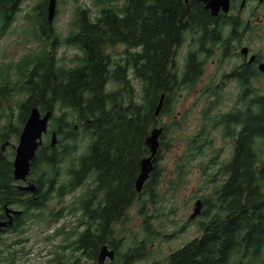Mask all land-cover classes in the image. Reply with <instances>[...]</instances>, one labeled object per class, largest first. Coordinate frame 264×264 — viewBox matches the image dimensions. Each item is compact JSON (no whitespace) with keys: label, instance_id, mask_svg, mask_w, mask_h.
Segmentation results:
<instances>
[{"label":"trees","instance_id":"trees-1","mask_svg":"<svg viewBox=\"0 0 264 264\" xmlns=\"http://www.w3.org/2000/svg\"><path fill=\"white\" fill-rule=\"evenodd\" d=\"M24 1L0 0V18L12 22L16 14L24 10ZM73 1L79 31L72 30L64 39L60 33L54 36L56 48L68 42L82 51L76 58L77 63L60 66L46 55L44 48L39 51L40 59L35 58L23 67L18 79L26 78L32 63H38L30 79L20 88L30 95L18 105L19 119H25L33 105L43 111L53 110V126L58 129L59 141L56 146L41 147L32 162V173L41 171L43 176L34 179L39 185L36 196L26 200L17 189L18 205L25 201L29 209L17 215L14 229L25 232L26 225L31 223L29 220L34 218L49 228L64 214L67 204L73 212L78 203L82 210L81 224L87 227L79 231L71 244L81 256L96 261L102 245L109 243L116 247L118 257L125 264H136L148 257L147 244L162 235L151 219L152 209L158 203L170 201L169 190L187 182V165L204 152L200 139L194 136L176 162L173 175L178 176L170 177V187L164 192L159 191L161 181L158 179L163 169L156 163L140 192L139 214L144 217V236L140 239V233H135L128 249L120 255L123 243H118L121 239L118 241L120 237H116L115 232L127 222L130 207L138 197L136 178L142 159L150 154L147 137L158 125L155 111L162 94H165V104L161 114L169 112V119L161 122L164 131L157 161L180 139L176 131L182 128V121L179 116L171 120V70L166 60L172 54L168 47L176 43L173 39L175 30L180 27L179 17L185 11L184 1L95 0L96 6L104 4L95 16L92 7L81 0ZM31 14L32 23L40 22L50 34L58 32L48 21L47 0H41ZM30 29L33 31L30 39L35 40V30L28 23L27 30ZM116 44L126 48L119 58H112L108 49ZM130 70L141 81V86L143 84L140 100L130 79ZM111 83L116 88L108 90ZM7 88L4 85L2 91ZM15 89L10 87L7 93ZM256 103L255 113L244 120L246 132L240 138L233 159L213 170L225 176L224 182L216 187L213 196L201 197L206 205L203 211L206 219L200 222L202 234L170 252L165 259L155 258L146 264H264V93L258 94ZM57 110H61L60 115ZM70 115H74L83 128V141L87 143L86 149L81 153L76 149L75 155L70 147H76L78 132L68 119ZM60 123L63 127H59ZM67 161L71 165L64 172L61 165ZM3 167L1 163V170ZM205 174L210 173L205 171ZM86 183L88 187L82 194L66 200L65 208L55 212L58 206H63L67 195ZM47 208L54 214L44 217L43 210ZM60 233L56 231L55 235ZM25 237L17 239L15 244L28 240ZM53 238L47 235L45 240ZM15 244L2 243L0 264H18L14 258H22L18 253L25 246L18 249ZM82 260L80 257L75 264H82Z\"/></svg>","mask_w":264,"mask_h":264},{"label":"rangeland","instance_id":"rangeland-1","mask_svg":"<svg viewBox=\"0 0 264 264\" xmlns=\"http://www.w3.org/2000/svg\"><path fill=\"white\" fill-rule=\"evenodd\" d=\"M40 1L41 0H25L23 2L24 10L17 14L15 21L12 23L13 25L8 28L6 33L0 34V82L5 79H10L12 80V86L16 87V89L11 92V96L3 100L4 104H2V113L5 112L9 114V108L11 107L13 121L19 129H21L22 123L19 121L20 113L17 106L20 101L25 100V93L27 90H20V87L16 82L22 74L23 67L28 66V64L35 58L40 59V55L38 54L39 51H42L44 43L41 38L36 40L30 39V35L33 34L31 31L27 30V21L25 20L24 15L31 14L34 4ZM94 2L95 0H81V3L92 7L95 16L98 9L103 7L104 4L96 6L94 5ZM117 3L120 4V2ZM74 19V1L58 0L56 16L52 24H54L60 32L61 37L65 38L71 32L74 25ZM123 50V45L120 44L117 48H110L108 51L111 52L112 58H119ZM77 54H82V51L80 49L70 47L68 44L67 46L60 44L57 47L56 53H54L55 57L53 56V58L56 59L55 62H57L60 66H73L77 63V59L73 61ZM130 79L132 80L136 93L138 94V100H140L142 86L140 81L133 76L131 70ZM14 80L17 81L14 82ZM256 87L261 93L264 92V83L257 84ZM115 88L116 85L113 83L108 86V90ZM182 93V97L173 96L170 100V110L172 113L171 120L173 121L175 115L179 116L182 121V128L176 131V136H180V139L171 146L172 148L169 151L165 150L163 152V158L158 160L160 167L163 169V171H161L158 175V179L161 181L159 185L160 192H164L168 187H170V183L168 182L170 177L178 176L173 175L175 174V162L179 160L184 153L183 151L186 148V144L205 128L204 116L202 115V108L205 101L199 99V94L196 92H193L190 95L185 94L184 92ZM232 104L233 103L231 101H228V105ZM64 110L71 111L70 108H64ZM60 113L61 110H57V115H60ZM168 115L169 112L161 114L159 116L160 121H167L166 118ZM64 118L67 119L66 116ZM68 119L73 126L76 124L79 125L77 128L75 127L78 132L76 135V147H70V149H72V154L75 155L76 149L78 153L83 152L86 149L87 143H84L83 141V128L80 127L78 120H75L74 115L68 116ZM3 123L4 122L2 121V124ZM53 124H55L54 120L52 121L50 128L53 127L56 129ZM212 135L214 137L212 145L206 146L204 141H199V144L202 145L204 152L191 159L187 165L188 171L185 176L187 182L181 183L176 189L169 190L170 201L158 203L157 206L152 209L151 214L153 216L151 219L153 220L157 230L161 231L162 235L155 237L147 244L146 253L148 257L146 259L142 258L143 260L140 259L139 261H136V264H146L155 258L165 259L170 252L180 248L201 233L199 224L202 219H206V215H200L191 221H189V216L193 212L198 198H201L202 196H213L216 187L225 180V178H216V180L208 179L206 178L207 175L205 174V171L207 174L213 172L216 167H219L223 161L225 162L226 159L229 158L231 151H233L232 144L230 142H222L219 138L220 134L218 132ZM170 136L173 137L172 135ZM202 138L204 139V135H202ZM68 140L71 141V139ZM14 141L16 145L19 142L18 138H15ZM49 142L50 134H47L45 143L48 144ZM72 143L74 144V140ZM11 150L12 148L10 147L8 152ZM217 152H220V160L212 161V158ZM70 165L71 163L68 161L63 163L61 165V170L67 172ZM42 177L41 171H35L31 174L30 179L34 180ZM87 187L88 184L86 183L82 186V188H78L74 193L67 195L65 197V201L63 200V204H66V200L70 201L72 199L71 197L82 194ZM91 188H93V185L90 189ZM56 203L57 202L55 201L54 204ZM76 206V213L61 217L49 228H46L41 224L30 223L26 225L27 230L23 233H20V231H13L3 234L2 239L6 240L8 243H10V241L15 243L17 239L20 237L22 238L23 236L28 238V240L22 242L21 244H15L18 249H22V246H25V249L18 253L19 257L22 258H14V261L17 260L16 262L19 264H57L58 259L61 258L65 264H74L77 260L75 258L80 256L83 258L82 264H92L94 262L93 259L84 258L81 256L80 252L77 253L72 248L64 250L60 246L65 244L67 241L65 235H59L53 241L45 240L47 235L53 237L55 236V231H58L61 233H69L70 240L72 241L78 230L82 231L87 227L84 223L79 225L77 218L80 217L82 210L80 209V205H78V203ZM204 206H202V208ZM139 209V205L137 203L134 204L130 208L127 222L121 226L117 232H115V236L120 237L118 241L121 239L118 243H123L122 246H120V255L128 249L127 246H130L132 243L131 239H133L135 233H140V239L144 236V217L139 214ZM155 214L156 216L154 217ZM74 230H76V233L72 234ZM124 232L125 236H123ZM65 245H67V243ZM9 258L12 259L13 256L9 255ZM107 264L114 263L108 262Z\"/></svg>","mask_w":264,"mask_h":264},{"label":"flooded vegetation","instance_id":"flooded-vegetation-1","mask_svg":"<svg viewBox=\"0 0 264 264\" xmlns=\"http://www.w3.org/2000/svg\"><path fill=\"white\" fill-rule=\"evenodd\" d=\"M183 1L185 11L179 17V29L175 30L173 41L176 40V43L168 47L172 54L166 60L171 70L170 98L182 97V92L188 95L193 92L199 94L198 98L205 101L202 108L205 128L196 137L208 146L214 142L212 134L218 132L222 142L232 144L233 151L225 161L229 162L240 145L242 134L246 132L244 120L255 113L257 96L264 93L256 87L257 84L264 83V0ZM212 2H215L214 8ZM214 9H217L216 12ZM118 46L120 44L114 47ZM123 48L125 50V45ZM25 95L29 96L30 93L26 92ZM9 96L11 93L0 90V220L6 221L11 217L13 223L0 229V239L3 234L14 231L18 215L14 210H21L22 213L29 209V206L24 205L25 201L21 206L18 205L16 191L18 185H26L31 181L29 177L26 182H17L14 176L13 161L17 152L14 139H20L28 116L19 119L22 128L18 134L11 107L9 114L2 113L3 100ZM228 101L233 104L228 105ZM176 117L177 115L173 119ZM46 138L47 134L44 135V141ZM252 144L255 145L256 142L253 141ZM10 147L12 150L8 152ZM219 160L220 152H217L212 161ZM1 163L4 165L3 170ZM207 178L216 180L225 176L211 172ZM18 190L21 192V198L26 200L36 196L30 189ZM136 203L140 208V192L134 204ZM60 207L58 206L55 212H58ZM67 212L74 213L69 208ZM53 214L54 211L47 208L43 210L42 216ZM32 220L35 223L40 222L38 218ZM2 243H6V240L2 239L0 249L3 248ZM79 258L80 256L75 259Z\"/></svg>","mask_w":264,"mask_h":264},{"label":"water","instance_id":"water-1","mask_svg":"<svg viewBox=\"0 0 264 264\" xmlns=\"http://www.w3.org/2000/svg\"><path fill=\"white\" fill-rule=\"evenodd\" d=\"M58 0H49L48 14L49 21H53L57 10ZM214 8L215 2H212ZM215 10V9H214ZM217 10V9H216ZM215 10V12H216ZM164 105V99L162 97L160 103L157 105L156 114H159ZM53 111L48 110L44 114H41L40 109L34 106L31 113L23 127L20 141L17 146V153L14 159V176L17 180L27 181L28 175L31 171V164L37 154V150L43 144V134L48 131L50 119L52 118ZM164 128L162 126H155L150 135L147 137V143L150 147V154L144 157L141 161V169L136 178L135 187L137 191H142L145 183L149 179L152 171L155 168L157 153L160 147V136L163 133ZM51 145L55 146L58 142L57 131L52 132ZM19 189H30L36 191L38 188L34 182H28L27 185H18ZM203 201L197 200L194 212L191 218L197 217L202 213ZM15 213H20V210H14ZM13 223V218H9L6 221L0 220V229L5 226H9ZM116 256V250L111 248L108 244H104L99 252L100 264H105L107 258L114 260ZM125 264V263H121Z\"/></svg>","mask_w":264,"mask_h":264}]
</instances>
